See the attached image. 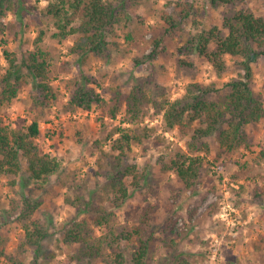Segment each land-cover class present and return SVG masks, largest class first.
<instances>
[{
  "label": "rangeland",
  "instance_id": "1",
  "mask_svg": "<svg viewBox=\"0 0 264 264\" xmlns=\"http://www.w3.org/2000/svg\"><path fill=\"white\" fill-rule=\"evenodd\" d=\"M45 4L43 0L27 3L38 8ZM242 9L264 20V0H242L236 6L218 7L211 0H140L128 10L131 22L115 26L108 34L110 55L107 59L92 55L81 59L71 55L72 41H56L50 37L55 30H50L43 48H49L54 57L50 77L58 99L39 103L32 86L24 84L17 99L0 115L12 127L22 124L23 120L30 124L32 117L38 115L41 134L37 143L42 152L59 160L61 171L43 186L29 183L25 188L21 181L26 178V162L22 161L23 171L15 178L16 186L9 184L14 178L3 177L0 235L9 258L33 264V250L20 253L25 234L20 215L26 195L41 203L33 219L47 231L38 264H76L70 261V255L79 250V245L63 243L65 224L76 214V209L66 204L65 199L80 195L85 200L96 197L98 203V189L105 183L106 172L97 165L100 150L109 152L113 139L108 136L113 127H129L123 123L126 96L138 87L153 101H175L185 97L188 88L199 85L213 91L209 95L211 101L224 100L229 94L226 84L242 74L241 59L226 57V70L218 76L208 60L194 51L193 42L212 27L223 30L224 19ZM39 11L26 13L22 25L0 33L2 68L6 67L5 46L19 59L28 50H35L33 42L41 20ZM185 12L190 15L183 18ZM163 13L172 16L179 23L178 28L169 30L161 19ZM13 21L20 23L12 15L4 19L7 27ZM127 34L131 41L126 40ZM155 48L154 59L135 66V59L143 60ZM209 50H214V45ZM252 70L253 91L264 105V57ZM81 74L96 83L91 86L106 104L88 111L66 108L71 94L66 82L81 80ZM114 106L120 109L116 118L110 116ZM145 112L146 117L136 127L156 130L143 145L133 147L127 161L146 172L148 178L137 190L130 186L132 196L116 210L114 228L132 232L141 226L142 217L148 212L146 233L155 232V253L150 264H163L162 259L167 257L164 244L167 239H173L178 250L190 253L192 264H264V158L261 157L264 117L246 127V143L233 151L220 148L218 133L203 139L209 153L201 152L206 158L201 180L196 188L186 190L176 174L165 169L163 162L179 151H188L190 135L184 137L178 129L166 131L162 115L153 105L146 106ZM96 142H100V147ZM96 233L100 235L102 231L97 229ZM3 245L0 243V250ZM52 254L55 258H51ZM0 264L9 263L4 258Z\"/></svg>",
  "mask_w": 264,
  "mask_h": 264
},
{
  "label": "trees",
  "instance_id": "2",
  "mask_svg": "<svg viewBox=\"0 0 264 264\" xmlns=\"http://www.w3.org/2000/svg\"><path fill=\"white\" fill-rule=\"evenodd\" d=\"M29 0H0V33L14 30L22 25L26 13L41 14L38 22V32L33 44L35 50H28L19 59L15 52L6 46L3 57L6 67L0 65V114L17 99L20 88L31 85L36 92L39 103H48L58 99V91L51 84V68L54 57L49 48H43L51 29L55 31L50 37L59 42L72 41L69 53L83 59L92 55L107 59L110 55L107 40L108 34L115 26L123 22L130 23L128 10L137 5L140 0H43L42 8L28 6ZM41 0H36V3ZM242 0H211L213 6H236ZM9 15L19 20L13 21L9 27L4 19ZM185 12L183 18L189 16ZM162 21L169 30L178 28L179 23L170 15L163 13ZM128 24H124L126 27ZM224 31V32H223ZM126 35V40L131 41ZM194 51L204 56L214 68L216 74L226 70V57L241 59L242 74L226 87L229 94L224 100L213 102L209 88L193 85L187 90V95L175 101L163 99L153 101L138 87L132 88L126 96L123 105L126 108L124 122L128 126L113 127L108 138L113 139L109 152L100 150L97 165L105 170V183L99 186V200L91 197L85 200L80 195L74 199L67 197L65 203L76 209L72 221L65 224L63 243L79 245V250L70 255V261L76 264H150L154 258V235L149 228L148 212L142 217L141 226L132 232H122L114 228L116 210L125 204L132 194L130 186L135 190L148 178L147 173L140 170L136 164L127 161L134 146H141L155 132V128H137L146 117V106L153 105L162 115L166 131L178 129L181 135L188 137V151H179L163 166L167 171L176 174L186 190H193L199 184L206 158L201 152L209 153L208 146L202 142L218 133V143L225 151H233L246 143V127L260 122L264 117V105L260 96L252 88L254 73L252 67L264 57V20L244 9L233 16L226 17L223 30L212 27L208 32L200 34L193 42ZM214 45V50L209 47ZM156 48L143 60L135 59V66L154 59ZM67 88L71 89L69 103L70 111H88L94 106L106 104L103 96L91 85L96 83L87 75L81 74V80H68ZM195 88V89H194ZM196 91V94L194 90ZM120 109L114 106L110 116L116 118ZM31 123L23 120L17 127L6 125L0 115V185L3 177L14 178L9 184L17 185L16 177L23 171L22 161L26 162V178H22L21 186L29 183L43 186L59 174L61 163L57 158L41 151L37 139L41 134L39 116L34 115ZM191 133V134H190ZM117 136L116 138H114ZM100 147V142H96ZM200 145V146H199ZM264 158V152L261 153ZM105 158V165L103 164ZM264 163V160H263ZM131 181V182H130ZM24 206L20 221L24 230L21 243V254L27 249L33 250V264H38L43 253V242L47 238L46 229L33 219L41 203L34 202L28 196H23ZM83 217V218H82ZM102 233L98 235L96 230ZM0 235V243L3 245ZM135 240V241H134ZM167 257L163 264H192V255L178 250V244L173 239H167ZM124 244V245H123ZM55 254L51 258H55ZM6 259L9 264H25L23 260L8 257L5 246L0 250V259Z\"/></svg>",
  "mask_w": 264,
  "mask_h": 264
}]
</instances>
